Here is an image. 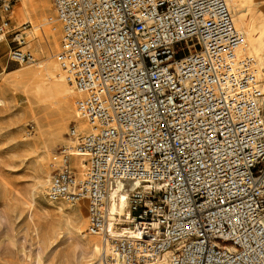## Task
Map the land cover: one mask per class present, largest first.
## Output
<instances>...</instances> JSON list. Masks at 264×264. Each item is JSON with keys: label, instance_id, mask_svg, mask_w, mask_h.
Returning <instances> with one entry per match:
<instances>
[{"label": "built area", "instance_id": "1", "mask_svg": "<svg viewBox=\"0 0 264 264\" xmlns=\"http://www.w3.org/2000/svg\"><path fill=\"white\" fill-rule=\"evenodd\" d=\"M47 1L86 126L51 157L47 201L85 203L100 264H264V87L226 0ZM17 2L0 43L27 66Z\"/></svg>", "mask_w": 264, "mask_h": 264}, {"label": "rangeland", "instance_id": "2", "mask_svg": "<svg viewBox=\"0 0 264 264\" xmlns=\"http://www.w3.org/2000/svg\"><path fill=\"white\" fill-rule=\"evenodd\" d=\"M25 1L18 0L11 20L14 28L24 23L29 25L27 43L35 62L27 66L10 62L9 40L0 43V264H100L101 245L98 238L88 233L85 203L52 204L45 197L51 176V157L65 144L72 125L83 123L75 116V101L79 95L60 67V77L44 79L43 87L49 92L46 98L36 95L31 87L14 83L16 74L37 69V63L45 59L37 46L45 37L52 33L56 36V46L52 45L54 52L50 50L48 62L54 60L55 63V56L60 52L61 32L57 23L50 21L54 18L51 2L38 0L49 5L48 12L39 19L35 14L31 17L30 12L20 16ZM239 4L241 9L233 10V19L241 15L246 32L249 35L256 32L260 37L262 47L257 54L248 53L255 63V58L264 63V0H240ZM40 24L42 26L37 27ZM260 70L259 78L264 87V68ZM56 83L66 87V95L60 94L54 86ZM62 122L65 125L62 135L51 143L52 133ZM76 211L81 215L74 223L72 214ZM87 241L93 245L87 246ZM93 246L98 248L94 255Z\"/></svg>", "mask_w": 264, "mask_h": 264}, {"label": "bare ground", "instance_id": "3", "mask_svg": "<svg viewBox=\"0 0 264 264\" xmlns=\"http://www.w3.org/2000/svg\"><path fill=\"white\" fill-rule=\"evenodd\" d=\"M239 2H240V0H226V4H227V6H228V8H229V10H230L231 13L233 12V10H236L237 11V9H239V10L241 9V6H240ZM20 7H21V5H20ZM47 8L49 9V5H47V3H42V2H40L38 0H26L24 2L23 8L22 9L19 8L20 9L19 14H20V16H22V15H24V13L26 14V13H29L30 12V13H32L31 14L32 15L31 17H33V15L35 14L40 19V16L41 15H44L45 16V14L48 12L47 11ZM34 18H35V16H34ZM234 24H235V27L236 28L244 31V33L246 32V27H245V24L243 22V18L241 17V15L238 16V17H236V18H234ZM40 26H42V24H40L37 27H40ZM39 30L37 29V31H39ZM44 32H45V30H43V34H44ZM246 35H247V38H248L247 49H248L249 53L251 51V54L252 55H256L257 52H258V50L262 47L261 46V39L256 34V32L255 33H252L251 35H249L246 32ZM39 36H41V35H39ZM36 37H37V35H36ZM50 37L47 36L44 39L42 38L43 40L41 39L42 41H40V43H38V45H37L38 48H39V50H40V52H41L40 54L45 55V57H44L45 59L42 60L40 63H37L38 64L37 65L38 66L37 69L31 70V71H28V72H24V73L20 72V73L16 74L13 77V80H14V83L15 84L22 85V86H25V87H31L32 90L35 92V94L38 95L41 98H46L47 95H48V93H49L48 90H46L43 87V82L45 81L44 79L45 78H57L58 76L60 77V69H59L58 63L56 61L54 63L53 62L54 60L48 62L51 59V57L49 56V53L50 54L52 53V51H50V50H53L52 49L53 48L52 45H55L56 46V36L52 33L50 35ZM54 48H56V47H54ZM53 52H54V50H53ZM52 58H53V56H52ZM255 59H256V64L260 67V68H258V66H257V68L259 69L258 71L261 73L262 70H260V69L264 68V63L263 62H260L257 58H255ZM54 86L58 89V91L60 92L61 95H66L67 94L66 87H64L63 84L56 83V84H54ZM71 114H72V110H71ZM64 127H65L64 122H62L61 124H59L55 128V130L52 133V136H51V138L49 140L51 143L57 142V140L60 138V136L62 135V133L64 131ZM80 128H81V130H86V126L84 124H81L80 125ZM121 185H122V183L119 184L118 188H121ZM119 192H120L119 189L113 191L112 194H111V196H110V198L113 201V204H112L113 211H117L119 213H122L125 210V208H126L127 194L124 191H122L120 193ZM80 215H81L80 214V211H76V213L74 212L72 214V217L74 218L73 219L74 220L73 221L74 223H77L78 222V220L80 219ZM64 217H62V218H64ZM67 221H68V219H67ZM68 222H67V224H68ZM71 222H72V220H71ZM79 229H81V227ZM80 235H81V233H80ZM90 243H92V245H93V242L87 241V246L90 247ZM97 251H98V248L96 246H93V248H92V252H93L92 255H94V252H97ZM88 263H90V262H88ZM164 264H165V262H164Z\"/></svg>", "mask_w": 264, "mask_h": 264}]
</instances>
